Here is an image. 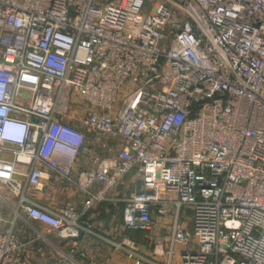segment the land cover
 Masks as SVG:
<instances>
[{"label": "built area", "instance_id": "1", "mask_svg": "<svg viewBox=\"0 0 264 264\" xmlns=\"http://www.w3.org/2000/svg\"><path fill=\"white\" fill-rule=\"evenodd\" d=\"M3 122L27 130L0 139V264L27 250L15 220L77 247L106 202L131 230L171 213L169 261L264 264V0H0ZM44 170L81 210L31 198Z\"/></svg>", "mask_w": 264, "mask_h": 264}, {"label": "crops", "instance_id": "2", "mask_svg": "<svg viewBox=\"0 0 264 264\" xmlns=\"http://www.w3.org/2000/svg\"><path fill=\"white\" fill-rule=\"evenodd\" d=\"M2 157L10 159V154L3 152ZM124 189L120 185L113 194L121 195ZM30 196L36 202L52 209L70 205L77 211L81 210L84 199L82 194L57 181L47 170H44L40 188L31 191ZM6 198V204L0 203V215L5 221L11 222L14 217L15 199L9 195H6ZM122 215L121 203L106 202L87 212L84 219L92 224L93 232L84 234L77 247L48 234L46 227L39 222L17 219L13 230L20 242L28 244L27 250L19 255V264H136V258L121 250V244L130 242L134 243L141 256L148 260L140 264H180L177 256L169 261L165 254L166 246H162L161 254L158 253L160 249L156 247L157 241L172 231L171 213L165 217L154 215L149 231L127 229L123 224ZM178 226H189L188 214H181ZM7 227L8 223L2 225V229ZM38 234L42 237L38 238Z\"/></svg>", "mask_w": 264, "mask_h": 264}, {"label": "clouds", "instance_id": "3", "mask_svg": "<svg viewBox=\"0 0 264 264\" xmlns=\"http://www.w3.org/2000/svg\"><path fill=\"white\" fill-rule=\"evenodd\" d=\"M27 128L25 124L12 125L8 122H3L0 124V139L13 144L14 139L21 137L25 134Z\"/></svg>", "mask_w": 264, "mask_h": 264}, {"label": "rangeland", "instance_id": "4", "mask_svg": "<svg viewBox=\"0 0 264 264\" xmlns=\"http://www.w3.org/2000/svg\"><path fill=\"white\" fill-rule=\"evenodd\" d=\"M147 8H148V7L146 6L145 9H144V11H143L144 13L147 12V10H148ZM143 12H142V13H143ZM142 17H143V15H141V18H142ZM127 184L129 185V183H127ZM127 184L124 186L125 189H127ZM128 187H129V186H128ZM129 188H130V187H129ZM132 190H133V189L130 188V190H126V191H132ZM134 190H135V189H134ZM122 193H123V192H122Z\"/></svg>", "mask_w": 264, "mask_h": 264}]
</instances>
